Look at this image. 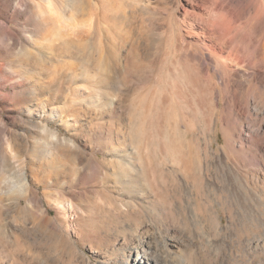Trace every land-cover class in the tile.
<instances>
[{"label": "rangeland", "instance_id": "1", "mask_svg": "<svg viewBox=\"0 0 264 264\" xmlns=\"http://www.w3.org/2000/svg\"><path fill=\"white\" fill-rule=\"evenodd\" d=\"M1 3L0 264H264V0Z\"/></svg>", "mask_w": 264, "mask_h": 264}, {"label": "bare ground", "instance_id": "2", "mask_svg": "<svg viewBox=\"0 0 264 264\" xmlns=\"http://www.w3.org/2000/svg\"><path fill=\"white\" fill-rule=\"evenodd\" d=\"M3 0H0V9H1V2ZM1 17V16H0ZM216 28L220 35L223 38H227L231 35L232 29L227 26V21L223 16H216ZM259 20V15H256L254 18V21ZM246 38V32L244 29H239L234 37H232V41L237 40L239 38ZM258 49H254L250 54L253 55L254 53H257ZM228 68H230V65H228ZM152 247V246H151ZM157 250V249H156ZM134 256H137V258L134 260V264H149L154 263V264H160V260L157 258L156 255H154L152 249L147 246V245H141L138 247V249L134 252Z\"/></svg>", "mask_w": 264, "mask_h": 264}]
</instances>
